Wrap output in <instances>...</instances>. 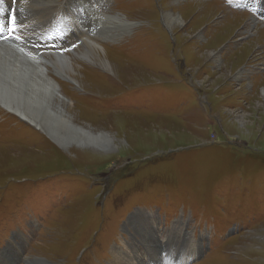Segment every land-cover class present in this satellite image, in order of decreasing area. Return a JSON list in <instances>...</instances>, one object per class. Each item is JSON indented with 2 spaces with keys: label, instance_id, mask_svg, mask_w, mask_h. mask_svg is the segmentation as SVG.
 <instances>
[{
  "label": "rangeland",
  "instance_id": "374dc122",
  "mask_svg": "<svg viewBox=\"0 0 264 264\" xmlns=\"http://www.w3.org/2000/svg\"><path fill=\"white\" fill-rule=\"evenodd\" d=\"M206 1L0 3L67 51L65 120L99 138L63 148L0 106V264H264V20Z\"/></svg>",
  "mask_w": 264,
  "mask_h": 264
},
{
  "label": "bare ground",
  "instance_id": "6f19581e",
  "mask_svg": "<svg viewBox=\"0 0 264 264\" xmlns=\"http://www.w3.org/2000/svg\"><path fill=\"white\" fill-rule=\"evenodd\" d=\"M207 2L211 1L208 0ZM11 11L18 12V9L13 7ZM5 15L6 12H4L3 17ZM111 18L121 24L123 27L122 31L128 26H132L125 21L122 15ZM167 20L181 24V21L175 20L173 15ZM10 27L15 29L11 35L8 33V28ZM2 28L3 31H0L1 108L9 114L15 115L19 120L32 125L35 129L43 131L63 148L69 140H74L76 144L91 143L95 145L96 140L99 139L97 135H91L84 127L65 120L68 115L65 105L66 100L61 96L57 83L49 76L50 71L48 68H53L59 77L72 79H70L69 75L71 73L74 74V72L69 62V57L66 55L67 51L65 49L41 50L39 45L28 39L21 38L18 34L20 33L18 28L16 29L13 23L8 22L7 26H2ZM86 48L89 52H85L87 54L82 57L90 63H92L90 61L92 59L93 63L97 64L96 66L108 71L110 65L104 58L100 57V52L94 53L90 46ZM101 52L103 53V51ZM262 92L264 95V90ZM162 248L167 249V244H162ZM111 256L112 260L109 264H127L122 260V255L118 248L114 249ZM31 261L33 264H44L41 259H31ZM135 262L139 263L137 258Z\"/></svg>",
  "mask_w": 264,
  "mask_h": 264
},
{
  "label": "snow or ice",
  "instance_id": "6c2138e0",
  "mask_svg": "<svg viewBox=\"0 0 264 264\" xmlns=\"http://www.w3.org/2000/svg\"><path fill=\"white\" fill-rule=\"evenodd\" d=\"M2 2H3V0H0V3H2ZM10 23H14V20H13V21H10ZM14 30H15L14 27H10V28H8V33H9V35H11V33H12ZM0 31H3L2 26H0Z\"/></svg>",
  "mask_w": 264,
  "mask_h": 264
},
{
  "label": "water",
  "instance_id": "95a60500",
  "mask_svg": "<svg viewBox=\"0 0 264 264\" xmlns=\"http://www.w3.org/2000/svg\"><path fill=\"white\" fill-rule=\"evenodd\" d=\"M256 14H257V16H259L260 18H264V13L263 14H260V12L258 13L257 11H254ZM263 12H264V10H263Z\"/></svg>",
  "mask_w": 264,
  "mask_h": 264
}]
</instances>
